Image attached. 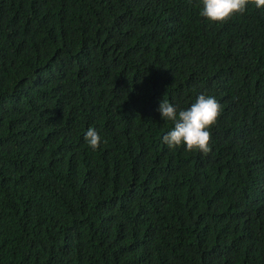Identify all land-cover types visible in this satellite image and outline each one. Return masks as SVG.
Masks as SVG:
<instances>
[{
	"label": "trees",
	"instance_id": "1",
	"mask_svg": "<svg viewBox=\"0 0 264 264\" xmlns=\"http://www.w3.org/2000/svg\"><path fill=\"white\" fill-rule=\"evenodd\" d=\"M202 7L0 0V264H256L264 116L220 127L264 111V7L222 23ZM200 94L221 105L210 152L230 166L226 214L193 178L211 164L160 140L163 98L187 109Z\"/></svg>",
	"mask_w": 264,
	"mask_h": 264
},
{
	"label": "clouds",
	"instance_id": "2",
	"mask_svg": "<svg viewBox=\"0 0 264 264\" xmlns=\"http://www.w3.org/2000/svg\"><path fill=\"white\" fill-rule=\"evenodd\" d=\"M200 15L212 22H226L236 14H243L247 7H264V0H202ZM213 73L211 76H214ZM264 105V101L262 102ZM221 105L214 96L200 94L196 101L187 109H178L167 99L163 98L156 114L169 123L164 130L160 140L169 148H181L197 152L206 159L211 168L208 171L199 173L193 171L194 181L200 186V190L210 198L222 203L224 214L229 208L228 192L232 182L224 179L229 169V163L217 161L211 151L210 140L212 129L216 124ZM264 116L263 112L245 113L236 115L224 121L220 127L234 130H242L248 124ZM87 144L96 150L101 144V136L94 128H89L85 135ZM150 171L162 178V174L156 160L148 165ZM262 174V172L256 173ZM163 180V179H162ZM162 182L160 183V185ZM149 196L150 193L146 192ZM254 222L264 223V206L258 211ZM264 246L256 245L252 255L253 261L258 264L263 259Z\"/></svg>",
	"mask_w": 264,
	"mask_h": 264
}]
</instances>
